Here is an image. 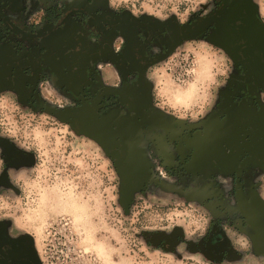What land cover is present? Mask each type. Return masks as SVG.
Returning a JSON list of instances; mask_svg holds the SVG:
<instances>
[{
    "label": "flooded vegetation",
    "instance_id": "obj_1",
    "mask_svg": "<svg viewBox=\"0 0 264 264\" xmlns=\"http://www.w3.org/2000/svg\"><path fill=\"white\" fill-rule=\"evenodd\" d=\"M189 40L229 62L214 103L194 120L160 105L151 73ZM3 94L97 143L125 211L153 193L207 214L200 234L146 232L150 244L217 264H264V18L254 0H213L185 21L113 9L108 0H0ZM34 164L33 151L0 130V193L18 192L17 175ZM0 264H44L33 236L5 218Z\"/></svg>",
    "mask_w": 264,
    "mask_h": 264
},
{
    "label": "rangeland",
    "instance_id": "obj_2",
    "mask_svg": "<svg viewBox=\"0 0 264 264\" xmlns=\"http://www.w3.org/2000/svg\"><path fill=\"white\" fill-rule=\"evenodd\" d=\"M264 18V0H254ZM213 0H108L113 9L185 21ZM229 68L224 53L200 40L180 45L152 70L156 100L186 118L201 117L214 103ZM0 130L35 154L17 177L18 192L0 193V218L27 231L44 264H217L180 247L168 252L146 232L182 228L200 234L207 214L180 197L138 195L125 211L111 161L93 140L47 113L0 95ZM262 195L264 196V177ZM225 264H251L230 262Z\"/></svg>",
    "mask_w": 264,
    "mask_h": 264
},
{
    "label": "water",
    "instance_id": "obj_3",
    "mask_svg": "<svg viewBox=\"0 0 264 264\" xmlns=\"http://www.w3.org/2000/svg\"><path fill=\"white\" fill-rule=\"evenodd\" d=\"M254 8V6H253ZM70 123V125L72 126L73 130H75L76 132H80L79 129H78V124L77 122L73 121V120H70V121H67ZM131 199V195L127 192V191H122V196H121V203L123 205H126L125 202H129Z\"/></svg>",
    "mask_w": 264,
    "mask_h": 264
},
{
    "label": "crops",
    "instance_id": "obj_4",
    "mask_svg": "<svg viewBox=\"0 0 264 264\" xmlns=\"http://www.w3.org/2000/svg\"><path fill=\"white\" fill-rule=\"evenodd\" d=\"M103 76L104 79L108 80V65H104L103 67Z\"/></svg>",
    "mask_w": 264,
    "mask_h": 264
}]
</instances>
